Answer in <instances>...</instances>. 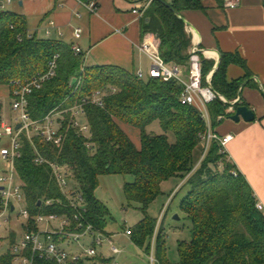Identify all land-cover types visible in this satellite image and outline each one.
Here are the masks:
<instances>
[{"label": "trees", "instance_id": "trees-1", "mask_svg": "<svg viewBox=\"0 0 264 264\" xmlns=\"http://www.w3.org/2000/svg\"><path fill=\"white\" fill-rule=\"evenodd\" d=\"M217 2L223 7L224 0ZM203 8L201 0H155L142 17L144 35L158 36L159 50L167 63L188 66L191 38L182 12ZM56 55L57 74L29 95L28 111L32 119H41L55 109L66 110L60 121L62 143H49L40 135L29 139L24 133L22 157L16 163L32 217L30 230L38 229L35 218L40 214L66 215L75 223L76 210L62 193L52 167L36 161L41 154L50 162L69 165L74 190L84 196L87 219L104 234H108L110 212L96 196L100 178L108 174L133 176L132 181L124 184L125 207L137 204L144 217L131 228L130 236L149 253L151 238L159 226L154 244L159 264L172 263L166 253L162 220L160 216H150L149 208L163 194V183L172 178L182 179V185L170 194L171 201L187 187L181 209L191 222L190 241L179 244L180 264H264V213L257 207L254 190L221 152L218 140L211 142L204 155L207 124L194 106L181 103L183 85L178 80L140 77L137 72L116 65L88 64L85 53L76 54L73 44L37 33L30 35L25 15L0 6V86L10 88L12 101L15 82L27 83L39 73L47 72ZM202 59L206 77L213 63L204 56ZM231 62L247 68L240 56L223 53L212 79L213 87L229 100L237 96L243 81L251 74L247 68L245 78L228 81L226 71ZM74 78L77 81L73 84ZM97 91L104 94L103 106L93 101ZM78 105L83 106L91 128L89 138L73 126L78 117L73 108ZM238 105L247 103L242 101ZM3 108L0 99V123ZM227 108L228 104L219 99L209 105L212 128L221 122L218 117ZM155 122H160L163 133L148 131ZM126 128L140 132V145ZM3 146L0 138V148ZM48 199L54 202L48 205ZM20 239L14 231L7 237L0 236V264L14 263L13 246ZM27 254L34 257V264H59L32 250ZM107 259L110 258L99 254L92 264ZM86 261L82 258L76 264H87Z\"/></svg>", "mask_w": 264, "mask_h": 264}, {"label": "crops", "instance_id": "crops-1", "mask_svg": "<svg viewBox=\"0 0 264 264\" xmlns=\"http://www.w3.org/2000/svg\"><path fill=\"white\" fill-rule=\"evenodd\" d=\"M96 1L99 4L96 13H91L80 0H23L16 2L12 10L27 17L30 35L37 33L40 37L77 45L85 53L88 64L116 65L131 72L142 70L144 77L149 78L152 60L140 48L144 37L142 18L133 12L138 0ZM201 1L203 9L182 12L191 38L189 53L195 44L199 46L203 56L213 63L208 73L212 79L223 53L240 56L250 70L249 79L243 81L237 96L228 100L245 101L255 111L256 120L246 122L241 118L237 122L231 119L234 108L224 118L218 119L221 122L213 130L220 136L233 135L227 146V158L244 175L257 201L264 206V0H240L236 8H228L224 4L221 7L217 0ZM77 27L82 28L80 38L74 34ZM155 40L159 48L157 35ZM188 67L189 64L182 66L185 76ZM247 68L237 62L229 63L227 80L245 78ZM6 96L11 99L10 88L0 86L3 103ZM262 211L264 213V209ZM108 235L113 237L115 234ZM72 246H68L70 252L80 254ZM103 252V248H99L100 255L117 259L124 250L114 255L110 246V256Z\"/></svg>", "mask_w": 264, "mask_h": 264}, {"label": "built area", "instance_id": "built-area-1", "mask_svg": "<svg viewBox=\"0 0 264 264\" xmlns=\"http://www.w3.org/2000/svg\"><path fill=\"white\" fill-rule=\"evenodd\" d=\"M23 0H0V6L4 9L14 2ZM155 0H138L135 4L133 12L139 17H144L149 7ZM165 2H171L172 0H162ZM87 9L91 13L99 11V4L96 0H90L88 2L82 1ZM224 5L228 8H236L240 5V0H224ZM80 16V14H78ZM188 29L195 32L191 27ZM77 38L82 36V28L77 27L74 32ZM140 48L144 51L152 60V66L150 69V77L163 78L166 81L171 79L178 80L183 85V92L180 96L182 104L194 106L202 115L205 120L208 131L203 136L204 139V155L208 151L209 146L213 140H218L221 145V152L227 155L228 143L232 140L233 135L220 136L212 128V118L209 111V105L215 100H221L225 104H228L226 113L231 112L235 108V104L239 101H229L223 94L217 91L212 85L211 74L204 77L203 74V59L202 53H199V46L195 44L192 47L189 58V67L187 76L183 73V68L177 64H169L162 57L158 45L155 40V34L146 33L140 44ZM73 50L76 54L83 53L82 49L73 45ZM206 53V51H204ZM58 55L49 63V69L47 72L39 73L33 77L27 83L21 81L15 82V89L13 90L14 98L12 101V109L14 116L12 119H7L3 116L0 123V138L8 137L10 139V145H5L0 148V161L5 162V170L0 174V229L2 230L8 223L13 221L12 213L17 212V204L23 203L25 207L18 212L17 220L20 221L22 226L27 227L24 230V236L15 243L13 246L16 257L13 264H34V257L27 254L28 250H32L34 253H39L41 257L54 260L59 264H76L82 259V255L70 252L68 246L77 244L83 249L86 257H95L99 255V247L105 242L110 243L112 254L116 255L122 252L118 246H116L112 240V237L108 234H104L87 219L86 214L88 212L84 196L77 190L71 192V168L69 165L59 164L57 162H50L44 158L41 154H38L36 159L39 163H49L53 169L57 183L69 201L70 206L76 210L75 223L66 215L57 213L52 214H40L35 218L38 226L37 230H30L31 213L27 208L26 197L22 183L17 184L15 178L17 176V160L22 157V135L25 133L29 139H32L35 135H40L45 141L59 145L62 143L63 135L56 129L55 116L59 115L64 117L62 110H53L41 119H32L28 111L29 95L36 89L42 88L44 83L54 78L57 74ZM137 74L140 77H144L142 70H139ZM93 101L100 106L104 105V94L102 91H97L94 94ZM75 114L79 116L84 112L83 106L78 105L73 108ZM225 114L219 115L218 119L225 117ZM21 124V127L17 129V125ZM73 126L77 129L79 134L86 137L91 136V128L88 124L82 125L77 118L73 120ZM89 147L92 143L88 144ZM235 175H238V170L234 171ZM54 202L52 199H48L46 203L51 205ZM14 207V209H13ZM257 207L260 210L264 209L261 202L257 203ZM162 214V213H161ZM162 215L160 216V221ZM159 221V222H160ZM44 225V230L41 227ZM127 235L132 234L131 228L126 230ZM105 235V236H104ZM1 236V235H0ZM86 236H92L94 241L92 245L85 246L82 242V238ZM69 244L64 246V244ZM155 245L150 254V264H159L158 259L155 256ZM97 264H120V262L114 257L104 261H98Z\"/></svg>", "mask_w": 264, "mask_h": 264}, {"label": "rangeland", "instance_id": "rangeland-1", "mask_svg": "<svg viewBox=\"0 0 264 264\" xmlns=\"http://www.w3.org/2000/svg\"><path fill=\"white\" fill-rule=\"evenodd\" d=\"M16 2L8 6V9L12 10ZM2 100V98H0ZM4 108H5V117L7 119H12L14 116V111L11 106L12 99L3 97ZM78 119L82 125L87 124L85 114L82 113L78 116ZM61 116H55V127L57 130L61 129ZM132 139L137 145H140V132L137 129L126 128ZM149 132H155L157 134L163 133L164 130L160 122H155L148 127ZM2 145H10V139L8 137L2 138ZM222 168V166H221ZM5 170V162L0 161V174ZM133 176H123L121 174H108L103 175L100 178L99 187L96 190V196L100 199L108 208L110 212V217L108 220L107 233L115 234L112 237V240L116 246L120 249H123L124 252L117 256L120 264H150V254L153 250V245L155 244L156 239H158V228L155 230V233L152 236V246L149 253L145 251L144 248L136 245L133 241L132 236L126 234L128 228H134V226L140 222L144 217L143 212L137 208V204L131 207H125L127 204L126 197L124 194V184L126 181H132ZM17 184L20 183L18 176L15 178ZM182 179L172 178L168 181H165L162 186L163 194H161L155 202H153L149 208L150 216L154 218H159L162 215V224L164 228V235L166 240V253L169 261L172 264H180L181 258L179 253V244L182 241H190L191 239V222L186 217L185 213L181 209V201L187 192V187H183L176 197L171 201L170 194L176 191L181 184ZM75 186L71 182L70 190L73 192ZM165 204V205H164ZM164 205V207H163ZM17 212L12 213L13 221L8 223L5 228L0 229V235L7 237L11 231H14L18 234L19 239L24 236V229L20 224V221L17 220V214L24 207L25 204H17ZM163 207V210H162ZM162 210V214L160 212ZM179 216V219L176 218ZM160 223V222H159ZM158 223V225H159ZM41 230H44L45 226H40ZM161 229V228H160ZM105 236V235H104ZM94 239L92 236H86L82 238V242L85 246L92 245ZM69 244H64L68 246ZM78 245L75 244L72 247L77 248L78 252L82 255V258H86L88 264L93 263V258L88 259L86 255L83 254V250ZM110 243H104L101 247L103 248V253L108 254V249ZM155 249V248H154ZM110 256V255H109ZM156 256V254H155Z\"/></svg>", "mask_w": 264, "mask_h": 264}, {"label": "water", "instance_id": "water-1", "mask_svg": "<svg viewBox=\"0 0 264 264\" xmlns=\"http://www.w3.org/2000/svg\"><path fill=\"white\" fill-rule=\"evenodd\" d=\"M166 5L170 6L168 3H166ZM147 20H149V18ZM184 20L187 23V20L185 18H184ZM199 53H202V51L199 50ZM76 81H77V78H74L73 79V84ZM263 91H264V89H263ZM237 103L234 105L235 108H236V110H235V113H233L230 116L231 119H233V120H235L237 122L240 121L241 118H243L246 122H252V121H255L256 120V114H255V111L253 110V108H251L248 105H238L237 106ZM20 127H21V124H18L17 125V129H19ZM41 203H42V201H39V205H41ZM13 209H14V207H13ZM176 218L179 219V216H176Z\"/></svg>", "mask_w": 264, "mask_h": 264}]
</instances>
